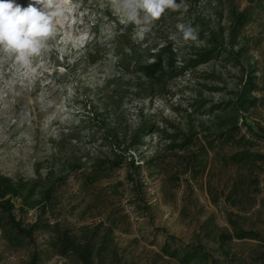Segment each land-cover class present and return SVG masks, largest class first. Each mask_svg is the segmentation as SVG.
I'll return each mask as SVG.
<instances>
[{
	"label": "rangeland",
	"instance_id": "1",
	"mask_svg": "<svg viewBox=\"0 0 264 264\" xmlns=\"http://www.w3.org/2000/svg\"><path fill=\"white\" fill-rule=\"evenodd\" d=\"M210 2L206 12L168 9L144 33L121 23L111 0L65 4L71 12L32 83L5 88L0 101V174L37 181V190L59 175L64 182L45 212L42 202L21 210L16 201L23 224L47 226L20 246L0 229V264H28L33 254L37 264H81L52 246L56 224L76 234L111 226L108 246L96 245L99 264H264V1L234 0L248 9L237 61L224 53L188 66L203 42L185 41L177 25L199 30L197 16L218 23ZM83 31L90 39L82 47L61 43ZM122 33L138 53L163 49L169 64L151 79L139 76L123 62L128 46L116 48ZM249 77L256 102L236 116L253 142L235 162L244 147L218 133Z\"/></svg>",
	"mask_w": 264,
	"mask_h": 264
},
{
	"label": "trees",
	"instance_id": "2",
	"mask_svg": "<svg viewBox=\"0 0 264 264\" xmlns=\"http://www.w3.org/2000/svg\"><path fill=\"white\" fill-rule=\"evenodd\" d=\"M179 1L184 6V11L188 13L192 10H205L206 12V2L208 4L211 3L210 0ZM213 11L217 15L218 22L213 25H207L208 23H205L206 19L203 17H196L198 23L195 24H200L201 26L196 32L198 39L202 40L203 43L201 46L195 47L197 50L193 54L197 57L192 58L191 60L193 61L188 63V66L208 62L224 53L232 61H237L245 53L246 40L241 36V28L248 18V9L245 7L239 10L234 0H216V3L213 5ZM129 42V36L126 33H122L116 39V48L124 49L125 46H128L129 53H122V56H130V60L127 62L123 59V62L127 66L131 62L134 71L140 74L139 76L151 79L158 71L163 70L164 65L169 64L170 59L168 61L162 55L163 49L158 48L155 52L147 50L138 53ZM241 42L243 44H240ZM150 58L152 60L149 61ZM240 86V89L237 91L234 106L231 109L235 113L229 114L226 119L221 121V127L218 133L219 140L227 143L235 142L244 147L242 150L232 154V159L235 162L245 160L250 156L247 145L252 144L253 140H250L245 133L241 132L236 114L247 112L255 104L256 98L251 96V92L257 89L256 77L244 79ZM143 129L144 127L140 125L134 132L133 139L138 138L139 133ZM246 129L253 137L260 138L248 125H246ZM129 164H133L132 158H130ZM63 178V176L59 175L55 181L43 184L37 190V181L31 182L22 178L13 179L4 174H0V229L10 241L14 240L20 246L23 244V239L31 240L33 238L35 230L47 226V223L39 221L28 225L23 224L14 215L13 210L16 208V201L18 200V208L21 210L25 206L32 207L34 204L42 202L44 204L43 212H45L54 197L55 191L64 182ZM36 190L38 195L37 199L34 200ZM53 230L54 236L51 239L52 246L62 255L72 253L81 264H99L93 261L96 245L100 252L108 246L107 244L112 239L113 234V228L111 226L104 227L102 232H99L98 229H91L81 234L73 233L66 227L61 228L58 224L53 225ZM96 235H99L98 244L95 241ZM38 258L33 254L28 264H37Z\"/></svg>",
	"mask_w": 264,
	"mask_h": 264
},
{
	"label": "clouds",
	"instance_id": "3",
	"mask_svg": "<svg viewBox=\"0 0 264 264\" xmlns=\"http://www.w3.org/2000/svg\"><path fill=\"white\" fill-rule=\"evenodd\" d=\"M68 3L70 0H29L24 6L17 0H0V101L7 95L5 88L12 91L17 83L22 86L25 81L32 83L53 47L58 25L67 21L66 13L71 12L65 7ZM111 5L121 16V23H133L141 33L149 31L152 22L166 9L177 11L182 6L176 0H111ZM177 28L185 41L198 39L191 26L178 24ZM88 39L87 31L76 35L66 33L61 43L66 46L71 42L79 48ZM58 51L63 54L65 48L60 47ZM6 71L11 73L8 79H5Z\"/></svg>",
	"mask_w": 264,
	"mask_h": 264
}]
</instances>
